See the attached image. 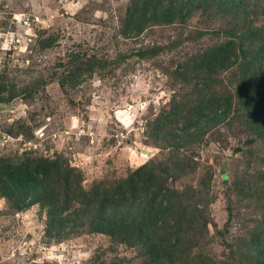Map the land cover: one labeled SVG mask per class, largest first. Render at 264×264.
Listing matches in <instances>:
<instances>
[{"label":"trees","instance_id":"16d2710c","mask_svg":"<svg viewBox=\"0 0 264 264\" xmlns=\"http://www.w3.org/2000/svg\"><path fill=\"white\" fill-rule=\"evenodd\" d=\"M195 18L199 25L190 35ZM120 25L125 38L139 37L154 27L173 26L178 33L167 46L139 48L124 54V59L147 58L188 39L212 37L205 47L186 53L175 68H164L175 83L187 87L147 132L156 144L163 140L170 154L165 160H148L124 177L101 179L86 188L83 171L62 154L24 151L0 157V196L19 211L40 206L50 238L67 239L81 229L104 234L134 248L140 264H264V0H129ZM53 41L48 36L40 45L48 49ZM110 62L114 61L79 50L59 64L52 79L67 92L104 71ZM44 84H29L21 92L12 86L5 96L8 85L0 82V103L19 93L30 97ZM230 136L244 138L234 150L245 160L230 186L241 197L235 204L229 202L226 225L243 224L250 238L237 242L244 243L247 255H239L243 250L226 242L231 254L228 260L217 261L202 250H192L197 236L212 223L208 211L214 202L209 193L212 176L182 189L175 188L172 180L196 173L192 144L221 142L227 147ZM253 203L261 219H248L255 223L249 228L238 207ZM106 261L95 255L85 264H115Z\"/></svg>","mask_w":264,"mask_h":264},{"label":"rangeland","instance_id":"374dc122","mask_svg":"<svg viewBox=\"0 0 264 264\" xmlns=\"http://www.w3.org/2000/svg\"><path fill=\"white\" fill-rule=\"evenodd\" d=\"M128 1L0 0V82L8 85L3 95L8 96L12 86L21 92L29 84L45 81L30 97L19 93L10 102L0 103V157L24 151L62 154L83 171L86 188L101 179L124 177L148 160L167 158L170 148L163 140L156 144L147 132L156 116L187 87L175 83L164 68H175L186 53L205 47L212 37L188 39L151 57L124 59V54H134L139 48L167 46L178 38L173 26L123 37L120 21ZM196 19L190 35L199 25ZM48 36L54 38L53 44L43 49L40 41ZM79 50L115 63L65 92L52 77L60 71L59 64ZM243 139L230 136L227 147L221 142L220 146L203 141L192 144L196 173L172 180L175 188L182 189L212 176L209 193L214 202L208 210L212 223L197 236V247L192 250H202L217 261H226L231 254L226 242L233 248L239 246L243 250L239 255L246 254L244 243L237 242L250 238L243 224L226 225L229 202L241 197L230 186L244 169L245 155L234 150ZM238 209L249 228L255 223L248 219H261L254 203ZM45 227L40 206L19 211L0 196V264H85L95 255L106 263L140 264L134 248L117 244L107 235L81 229L79 234L57 240L45 234Z\"/></svg>","mask_w":264,"mask_h":264}]
</instances>
